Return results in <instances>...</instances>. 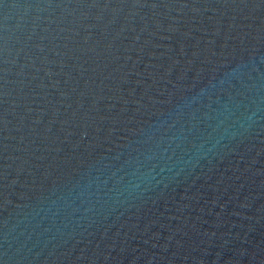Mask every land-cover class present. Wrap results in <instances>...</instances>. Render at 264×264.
I'll return each mask as SVG.
<instances>
[{
    "label": "water",
    "instance_id": "obj_1",
    "mask_svg": "<svg viewBox=\"0 0 264 264\" xmlns=\"http://www.w3.org/2000/svg\"><path fill=\"white\" fill-rule=\"evenodd\" d=\"M0 264H264V0H0Z\"/></svg>",
    "mask_w": 264,
    "mask_h": 264
}]
</instances>
